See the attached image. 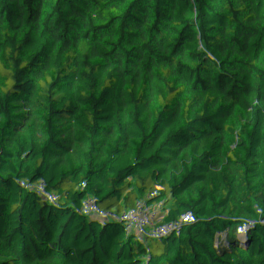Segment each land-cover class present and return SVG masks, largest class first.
<instances>
[{
    "label": "trees",
    "instance_id": "16d2710c",
    "mask_svg": "<svg viewBox=\"0 0 264 264\" xmlns=\"http://www.w3.org/2000/svg\"><path fill=\"white\" fill-rule=\"evenodd\" d=\"M92 4L0 0V264H264V0Z\"/></svg>",
    "mask_w": 264,
    "mask_h": 264
},
{
    "label": "built area",
    "instance_id": "2783aa9c",
    "mask_svg": "<svg viewBox=\"0 0 264 264\" xmlns=\"http://www.w3.org/2000/svg\"><path fill=\"white\" fill-rule=\"evenodd\" d=\"M92 6L94 11L97 13L98 17L102 20V21H109L111 20V18L107 15V13L101 9V6L99 4V0H92ZM136 50L139 51V47H136ZM140 62L141 64L147 66L148 68H151L150 65L147 63V61L145 59H143L142 57L140 58ZM233 195L235 197L238 196V191H234ZM254 202H263L264 201V193L263 192H256L254 195ZM251 205V204H250Z\"/></svg>",
    "mask_w": 264,
    "mask_h": 264
},
{
    "label": "rangeland",
    "instance_id": "374dc122",
    "mask_svg": "<svg viewBox=\"0 0 264 264\" xmlns=\"http://www.w3.org/2000/svg\"><path fill=\"white\" fill-rule=\"evenodd\" d=\"M103 1L104 0H101V2H100V5L101 6H103ZM138 53V52H137ZM138 55L140 56V57H142L143 59H145L146 61H147V63H148V60L144 57V55L142 54V53H138ZM149 64V63H148ZM150 65V64H149ZM138 99H141V100H143L144 101V97L143 96H140ZM134 125L137 127L138 125H139V120L138 119H136L135 121H134Z\"/></svg>",
    "mask_w": 264,
    "mask_h": 264
}]
</instances>
